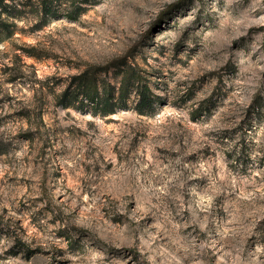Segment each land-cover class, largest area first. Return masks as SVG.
Segmentation results:
<instances>
[{"label":"rangeland","instance_id":"1","mask_svg":"<svg viewBox=\"0 0 264 264\" xmlns=\"http://www.w3.org/2000/svg\"><path fill=\"white\" fill-rule=\"evenodd\" d=\"M18 1L0 264H264V0H45L49 22ZM123 57L154 114L134 93L109 116L63 108L74 76Z\"/></svg>","mask_w":264,"mask_h":264},{"label":"trees","instance_id":"2","mask_svg":"<svg viewBox=\"0 0 264 264\" xmlns=\"http://www.w3.org/2000/svg\"><path fill=\"white\" fill-rule=\"evenodd\" d=\"M42 20L49 22L51 10L45 0L41 2ZM22 12V4L18 0H0V43H4L16 34L15 20ZM115 70L118 78L117 86L106 79L99 78L100 73ZM137 95L136 112L150 117L156 112L158 97L141 71L135 65H129L126 57L116 59L105 66H91L73 77L70 87L61 98L63 108H70L86 102L93 106L95 113L103 116L115 114L116 107L126 104L132 94ZM259 106L256 107V110Z\"/></svg>","mask_w":264,"mask_h":264}]
</instances>
